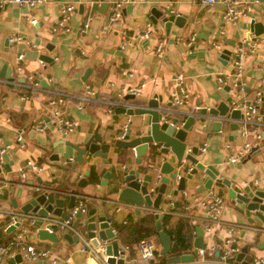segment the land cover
Masks as SVG:
<instances>
[{"label": "crops", "instance_id": "1", "mask_svg": "<svg viewBox=\"0 0 264 264\" xmlns=\"http://www.w3.org/2000/svg\"><path fill=\"white\" fill-rule=\"evenodd\" d=\"M104 1L108 3L107 9L101 7L100 11H96L90 8V3H102L101 0H70L75 8L69 16V32L54 29L63 4L61 0H49V3L35 8L7 4L0 11V146H7L3 154L5 165L0 170V178L6 179L7 184L3 187L9 188L8 200L0 201L2 210H19L12 206L11 199L16 195L20 184H37V179H40L63 191L75 189L77 195L87 202V212L91 208L96 209L97 215L108 212L110 225L115 232L128 218L137 220L143 216L148 211L147 208L118 201V190L115 187L119 189L126 184L115 185L114 167L120 169L121 178L126 174L123 172L124 166L140 169V179L144 174L150 173L151 180L147 187L148 191L154 188L155 194L151 195L153 199L160 185L158 177L163 176L158 165L161 164V157L166 158L170 150H160L159 145H155L153 149L157 152V160L153 161L151 150H147L140 164L135 163V156L131 151L122 156L111 152L107 162H103L102 157L84 156L85 161L73 167V160L69 161V158L75 156V151L67 142L80 144L84 137L95 131L104 135L111 125L118 127L116 135L121 136L128 117L122 116L116 124L110 112L112 106L109 101L136 91L137 100H147L153 94H159L165 104L174 91L173 78L178 72L185 76L190 100L183 108H176L172 104L170 110L189 113L193 107L218 103L223 98L218 91L217 76L232 70L235 51L244 40L253 43L256 51L245 57L242 73L245 84L239 93L238 102L241 107L253 100L255 93L260 91L262 101L258 105V114L264 122V31L259 35L250 33L252 19L264 27V0H243L250 3L251 7L235 24L226 21L221 4L201 6L194 3V0H171V5H168L167 0L126 2L122 6L121 19L111 23L110 8L117 0ZM80 3L84 4L83 12L79 10ZM155 7L165 9L168 14L182 15L184 25L178 27L173 23L166 33L160 20L158 24H154L148 16ZM170 9H173V13ZM32 18L37 20L35 24L31 23ZM86 22L88 27L84 26ZM148 25L151 26V33L145 37ZM123 31L130 41L126 49L121 47ZM248 34H251V40H247ZM11 35H18L21 40L16 45L11 44L12 42L5 44ZM158 42H163L164 45L160 56L155 52ZM25 48L32 50L33 54L23 63L17 62V54L20 51L24 54ZM224 50L228 53L227 58L220 56ZM48 57L52 59H47ZM5 66L12 70L11 81L1 76L7 73V69H3ZM88 69L90 71L86 73ZM87 88L92 94L88 101H83L81 97ZM53 107L60 108L64 115L74 120L76 129L73 133L64 135L53 125H49L44 132L35 130L36 122L47 117ZM131 119L135 120L134 117ZM228 124L229 122L223 123L221 134L210 130L207 134L199 135L191 144L206 145L203 152L205 163L219 165V173L234 188L241 189L255 181L264 185V128L261 142L263 146H256L246 157L231 163L228 161L230 151L225 147L226 143L237 148L244 140L239 130H231ZM20 131L23 141L17 142L16 135ZM27 162H31L33 166ZM190 167L192 165L186 161L176 167L171 175L173 180L162 195L160 208L166 209L170 206L169 202L174 201L176 211L171 212L172 214L189 219L195 229H203L205 219L201 211L187 208L192 198L201 193L197 189L202 175L188 179L184 191L172 194L176 189L177 175H185ZM21 171L25 174L23 180L20 178ZM86 171L89 172L88 175H85ZM109 171L111 177L106 180V185H102L104 174ZM81 178L87 179L85 187L77 186ZM212 188L219 191L225 202L220 221L236 227L235 242L232 245H236L239 251L246 244H256L254 240L257 229L238 213L232 200L228 198V187L222 183H214ZM17 202L22 205L24 199L18 198ZM67 204L68 201L63 207L64 216L70 210ZM87 218L86 213L80 223L84 236L86 233L83 224ZM255 225L261 224L257 222ZM10 226L7 215L0 212L2 246L11 240L16 230L15 228L9 232ZM220 229L221 231L215 228V233L211 234L203 233L206 245L217 247V240L227 237L225 228ZM35 234L36 232H32L30 242L39 247L51 248L57 256V264H88L89 255L80 251L79 243H69L60 237L58 243L53 245L48 240L35 237ZM152 240L156 251L160 252V242ZM133 252L135 260L128 264L139 260L137 246ZM250 253L255 255L254 258L264 260L263 249L251 247ZM195 259L199 260L198 255ZM2 264L15 263L5 258ZM189 264H219V261L214 253L206 252L199 262Z\"/></svg>", "mask_w": 264, "mask_h": 264}, {"label": "water", "instance_id": "2", "mask_svg": "<svg viewBox=\"0 0 264 264\" xmlns=\"http://www.w3.org/2000/svg\"><path fill=\"white\" fill-rule=\"evenodd\" d=\"M101 1L102 3H90V8L96 11H100L101 7L107 9L108 3L104 0ZM6 6L7 4L0 7V11L5 9ZM79 10L83 12V3L79 4ZM148 16L154 24H158L160 20L164 24L166 33H168L173 23L178 27L184 25V17L182 15L168 14L165 9L152 8ZM263 31L264 27L262 24L252 19L250 33L259 35ZM247 40H251V34H248ZM5 44H9V41H5ZM11 44L16 45L17 43L12 42ZM32 54V50L25 48L24 57L19 62L23 63L25 60L30 59ZM227 55L226 50L220 54L221 58H227ZM47 59H52V57H48ZM3 69H7V73L6 75L3 73L1 76L11 81L12 77L10 74L12 70L7 66ZM88 71L90 69L86 73ZM130 89L129 87L128 90ZM218 91L223 98L221 101L209 106L193 107L189 113L170 110L169 107L172 106L171 98L167 103L163 104L162 97L159 94H153L147 100H137L136 94L134 93H127L123 96L119 95L120 98L109 101V105L112 106L110 112L113 114V119L116 121V124L120 122L122 116L128 117L126 130L122 137L116 135L119 130L118 127L111 125L108 127V132L104 135L95 131L87 137H84L80 144L67 142V145L75 151L73 167L76 164H82L85 161L84 156L88 158L102 157L103 162H107L110 158H108V155L111 152L122 156L131 151L135 156V163L140 164L147 150H151L152 160L155 161L157 160V152L153 149L154 146H165L170 152L161 161V164L158 165L157 163L160 167V173L163 176L160 178V185L157 187L156 196L152 199L151 193L148 191L147 186L151 180L150 173L144 174L140 179V169H129L124 166L123 172L126 174L121 178L119 176L120 169L114 167L113 179H115V185L119 183L126 184V186L119 189L115 187L118 190V201L134 204L139 207L145 205L149 208H158L167 185L173 180L172 173H174L178 165L186 161L192 165L191 170L187 173L185 172V175H180L176 189L173 190L172 194L175 195L178 191H184L186 189V181L193 179L197 175H202L201 184L197 189L199 192L210 189L214 183L226 185L228 187V198L232 200L236 210L246 222L255 226L257 233L254 240L256 244L249 243L244 245L239 251L229 256L224 263L218 260L219 264H254L253 258L255 255L250 253V248L257 247V249L264 250V185L253 183L241 189L234 188L231 182L223 178L219 173L220 166L206 164L203 152L199 149V146L191 144L193 141L195 142L199 135L207 134L210 130L216 132V134H221V128L224 123L218 118L221 116H227L233 120L229 121L228 124L231 130L239 129V123L236 120L243 118L241 108H231L235 98L229 94V87L227 85L219 88ZM172 113H174V116H172ZM132 117L135 120L131 119ZM262 146L263 143H260V147ZM88 173L86 171L85 175H88ZM110 177L111 172L109 171V173L104 174V180L101 181V184L106 185V180L110 179ZM87 183L86 178H81L78 180L77 186L85 187ZM8 194L9 188L2 187L0 189V201L8 200ZM76 194L75 189L63 191L49 182L44 183L42 180L37 179V184L21 183L16 195L11 201L14 208H19L23 212H31L40 217H64L63 207L65 202L68 201L67 208L71 209L77 200ZM18 198L24 199L22 205H18ZM87 214L88 218L83 224L86 238L90 240L94 247H104L107 264H127L126 252L115 239L116 232L113 231L110 225L108 212L97 215L96 209L91 208ZM83 216V214H77L73 222L75 227L80 225ZM163 216L164 214L162 213H155V227L158 231V239L161 244L160 255H169L168 261L173 264L192 263L195 261L198 249L205 248L206 246V243L203 241L202 228L196 227V237L193 240L192 253L187 255L171 254V238L162 228L161 219ZM257 222L261 225H255ZM42 224V220L37 221L35 237L41 240H48L53 245L58 243L60 237L69 243L78 242V238L71 235L67 230L60 234L48 232L45 227H42ZM16 226L11 225L8 231L15 230ZM219 245L220 241L217 240V249L214 252L216 257L220 255ZM232 247L236 248L237 246L232 245ZM9 261L15 264H47L43 261L25 263L20 254L9 258Z\"/></svg>", "mask_w": 264, "mask_h": 264}, {"label": "built area", "instance_id": "3", "mask_svg": "<svg viewBox=\"0 0 264 264\" xmlns=\"http://www.w3.org/2000/svg\"><path fill=\"white\" fill-rule=\"evenodd\" d=\"M130 1H145V0H117L113 3L109 12V20L111 23H116L121 19V10L122 6L126 2ZM194 3H198L201 6H213L221 4L223 6V16L226 21L235 24L242 16L247 14L250 10V3L243 0H194ZM49 3V0H0V7L5 4H14L17 6H27L30 8H35L40 5H45ZM62 6L60 10V15L57 20L55 30L62 29L64 32H69V16L74 10L75 6L70 0H61ZM168 5H171L172 1L167 0ZM170 12L173 13V9H170ZM36 19L32 18L31 23L35 24ZM85 27H88L86 22ZM148 30L145 31L144 36L148 37L151 33V26L148 25ZM193 36L191 37V40ZM21 40V37L18 35H11L8 38L9 42L18 43ZM191 43V41H190ZM130 45V41L127 39L126 32H122L121 47L126 49ZM164 51L163 42H158L155 46V52L157 55H162ZM256 51V46L253 43H248L245 40L237 47L235 51V58L232 63V70L226 73H220L217 76L218 87L221 88L225 85L229 87V94L233 95L235 100L232 103L231 108L235 109L240 107L238 102L239 93L243 90L245 82L242 80V73L244 68L245 57L248 54L254 53ZM24 57L23 52L17 54L16 60L19 62ZM20 70V69H18ZM174 82V91L171 95V102L176 108L185 107L190 100V93L188 92L185 84V76L183 73L178 72L173 78ZM131 93L137 94L136 91H131ZM92 92L90 89H85L82 94L81 99L83 101H88L91 97ZM53 101V100H52ZM262 101V93L257 91L253 100L250 102L242 104L241 111L243 118L236 120L239 123V133L243 138V143L240 147L235 148L231 143H226L225 147L230 151L228 155V161L234 163L241 160L243 157H246L251 151L262 142V129L264 128V122L258 114V105ZM219 120H222L224 123L231 121L227 116L218 117ZM49 125L56 127L62 134L68 135L73 133L76 129V124L74 120L70 119L64 115L60 108L53 107L49 115L44 119L41 118L35 124V130L38 132H44ZM126 130V127L123 128V133ZM16 141L22 142L23 136L22 132H18L16 135ZM7 146H0V170L5 165V159L3 154ZM160 150H166L165 146L160 145ZM199 149L204 152L206 150V145L203 144L199 146ZM165 157L162 156L163 160ZM73 158L70 157L69 161H72ZM28 165L33 166L31 162H27ZM191 170L187 168V172ZM20 178L23 180L25 174L21 171ZM161 178V175L158 179ZM180 175H177L176 179L179 180ZM7 184L6 179L0 178V189ZM255 184L257 182L255 181ZM151 195L154 193V188H151ZM76 196H78L76 194ZM127 204V203H126ZM174 201H170L169 205L173 206ZM225 205L224 198L219 193L218 190H214L212 187L204 192L199 193L195 198H192L187 208H192L201 211L204 216L205 223L203 226V233L211 234L215 233L216 230L220 228H225L227 237H223L220 240V255L217 259L224 263L225 260L232 254L237 252V248L232 247V243L235 242V230L236 227L234 224H225L220 221V214ZM135 206V205H134ZM139 207V206H137ZM152 211L153 213L165 214L169 210L161 209L160 205L158 208H149L147 206H142ZM87 202L82 199L80 196L77 197V200L73 207L69 210L68 214L64 217L49 216V217H40L37 214L31 212H23L18 209H0V212L7 215L10 225H17L16 230L11 238V240L4 246L0 245V264L5 258H13L16 254H20L25 263H33L36 261L49 262L50 264H57V256L55 252L48 247H39L30 242L32 232H36V223L38 220H42V227L48 232L62 233L67 230L71 235L78 238L80 244V251L88 253V264H107L106 255L104 253V247H94L90 240L84 236L80 230V225L75 227L73 225L74 220L77 217V214H86L87 213ZM118 209V208H117ZM46 225H49L46 227ZM216 228V230H215ZM196 233V231H195ZM217 244V243H216ZM124 249V248H123ZM139 252V260L135 261V264H149L155 257V243L152 239H142L137 245ZM217 247L215 245L208 246L205 248L198 249L197 255L198 259L196 262H199L203 255L206 252L213 254L216 251ZM125 250V249H124ZM126 252V251H125ZM197 257V256H196ZM194 262V261H193ZM255 263L264 262L263 259L254 258ZM128 263V262H126ZM179 264H189V263H179Z\"/></svg>", "mask_w": 264, "mask_h": 264}, {"label": "trees", "instance_id": "4", "mask_svg": "<svg viewBox=\"0 0 264 264\" xmlns=\"http://www.w3.org/2000/svg\"><path fill=\"white\" fill-rule=\"evenodd\" d=\"M161 219L163 230L171 238V254L187 255L193 251V240L195 226L185 217H176L171 212L176 211L175 205L167 208ZM176 209L177 206H176ZM155 213L148 210L146 213L133 220L128 218L125 223L119 225L116 231L115 239L126 251V262H134V247L138 245L142 239H158V231L155 227ZM169 255H160L159 251L155 252L154 259L149 264H173L168 261ZM127 263V264H128Z\"/></svg>", "mask_w": 264, "mask_h": 264}]
</instances>
